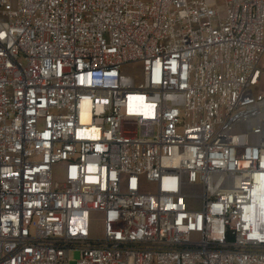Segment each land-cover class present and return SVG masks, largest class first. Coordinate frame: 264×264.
Returning a JSON list of instances; mask_svg holds the SVG:
<instances>
[{
  "label": "built area",
  "instance_id": "2783aa9c",
  "mask_svg": "<svg viewBox=\"0 0 264 264\" xmlns=\"http://www.w3.org/2000/svg\"><path fill=\"white\" fill-rule=\"evenodd\" d=\"M74 250L264 264V0H0V264Z\"/></svg>",
  "mask_w": 264,
  "mask_h": 264
},
{
  "label": "rangeland",
  "instance_id": "374dc122",
  "mask_svg": "<svg viewBox=\"0 0 264 264\" xmlns=\"http://www.w3.org/2000/svg\"><path fill=\"white\" fill-rule=\"evenodd\" d=\"M141 66L142 65L140 63H133V64L127 65V69L128 71H132L138 75L141 71V68H142ZM63 167H64L63 163H59L54 166V169H53L54 179H57L60 181L63 180ZM142 190H146V191L153 190V185H149L146 182L145 183L143 182ZM200 206H201L200 200L195 199L192 207L200 208ZM92 216H93V219H92L91 231L93 234L99 235L101 234V230H102L101 215L100 213H94ZM79 256H80V252L78 250L72 251L70 253L69 264H77V260Z\"/></svg>",
  "mask_w": 264,
  "mask_h": 264
}]
</instances>
